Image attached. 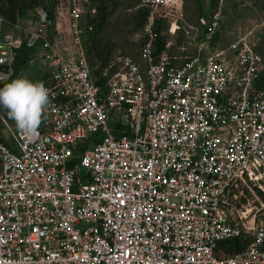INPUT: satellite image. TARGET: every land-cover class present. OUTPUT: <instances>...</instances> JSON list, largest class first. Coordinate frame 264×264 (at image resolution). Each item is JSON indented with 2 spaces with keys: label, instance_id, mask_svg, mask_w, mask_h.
<instances>
[{
  "label": "built area",
  "instance_id": "obj_1",
  "mask_svg": "<svg viewBox=\"0 0 264 264\" xmlns=\"http://www.w3.org/2000/svg\"><path fill=\"white\" fill-rule=\"evenodd\" d=\"M47 7L0 14V87L26 46L50 93L31 137L0 109V264H264V58L221 41L226 0L195 24L185 0H140L137 50L104 66L87 50L98 0Z\"/></svg>",
  "mask_w": 264,
  "mask_h": 264
},
{
  "label": "rangeland",
  "instance_id": "obj_2",
  "mask_svg": "<svg viewBox=\"0 0 264 264\" xmlns=\"http://www.w3.org/2000/svg\"><path fill=\"white\" fill-rule=\"evenodd\" d=\"M103 1L109 5L112 13L98 36L99 42L97 44L88 43L87 48L93 47L102 50L107 47L111 50L110 58L120 52L135 53L138 48L136 35L141 30L136 20L138 13L142 11L138 8L140 0ZM200 2L203 4L204 0H200ZM49 4L51 1L47 0L46 5ZM98 4H100V0H98ZM32 13L27 19L36 20L38 11ZM184 15L188 23L195 24L198 21V6L195 0H185ZM244 36L256 44L257 50L264 57V0H226L225 19L219 37L222 42H229ZM166 38L170 37L166 36ZM184 40V36L180 35L175 39V42L181 45ZM92 55L89 56L90 60L96 65L98 60ZM45 68V65L36 58L35 53L29 51L20 76H27L33 81H38L46 73ZM0 134L7 141L10 140L7 128L1 120Z\"/></svg>",
  "mask_w": 264,
  "mask_h": 264
},
{
  "label": "trees",
  "instance_id": "obj_3",
  "mask_svg": "<svg viewBox=\"0 0 264 264\" xmlns=\"http://www.w3.org/2000/svg\"><path fill=\"white\" fill-rule=\"evenodd\" d=\"M52 1V0H50ZM47 0H0V14L4 16L7 21L16 24L20 20H26L30 15H32L33 11L36 12L39 11L40 9H45L47 12L48 19H53L52 12L48 9L46 5ZM197 6H198V19L205 15L204 7L203 4H201L200 0H195ZM98 17L95 19V29L94 31L89 35L88 38V43L90 44H97L99 42L98 36L100 33L103 31L111 12V9L109 5L103 1L100 0V4L98 7ZM146 17V11H141L138 13L136 20L138 21V25L140 27L143 26L144 21ZM197 19V20H198ZM29 20V19H28ZM33 20V19H31ZM166 37L161 38L158 41V48H157V53L160 52L164 48ZM87 43V45H88ZM88 54L89 56L92 55L94 56L97 60L98 63L96 65H101L104 66L109 60H110V55H111V50L107 49V47L103 48L102 50L100 49H95L93 47H90L88 49ZM34 52L33 49H30L28 47H24L18 55L17 62L15 64V76L13 79L19 77L22 73V68L26 64L27 60V54L28 52ZM90 58V57H89ZM91 62V60H90ZM91 64L95 66L92 62ZM95 75L99 77V71L95 70ZM46 74H44L38 81L44 82L46 80ZM12 79V80H13ZM103 80L99 78L98 84H102ZM2 114L4 118L11 122L15 123L14 120H12L7 113L6 109H1ZM1 120V119H0ZM0 142L9 145L8 141L0 134ZM248 243L247 239H242V240H230L226 241L223 243V246L227 247V255H234L238 253L239 251L243 250L246 247V244Z\"/></svg>",
  "mask_w": 264,
  "mask_h": 264
},
{
  "label": "clouds",
  "instance_id": "obj_4",
  "mask_svg": "<svg viewBox=\"0 0 264 264\" xmlns=\"http://www.w3.org/2000/svg\"><path fill=\"white\" fill-rule=\"evenodd\" d=\"M50 102L49 89L41 81L17 77L0 87V109H6L16 128L31 137L41 124Z\"/></svg>",
  "mask_w": 264,
  "mask_h": 264
},
{
  "label": "crops",
  "instance_id": "obj_5",
  "mask_svg": "<svg viewBox=\"0 0 264 264\" xmlns=\"http://www.w3.org/2000/svg\"><path fill=\"white\" fill-rule=\"evenodd\" d=\"M28 20V19H27ZM264 58V57H263Z\"/></svg>",
  "mask_w": 264,
  "mask_h": 264
}]
</instances>
